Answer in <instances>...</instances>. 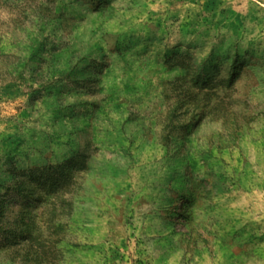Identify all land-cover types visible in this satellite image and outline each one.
<instances>
[{
	"label": "rangeland",
	"instance_id": "rangeland-1",
	"mask_svg": "<svg viewBox=\"0 0 264 264\" xmlns=\"http://www.w3.org/2000/svg\"><path fill=\"white\" fill-rule=\"evenodd\" d=\"M0 264H264V0H0Z\"/></svg>",
	"mask_w": 264,
	"mask_h": 264
},
{
	"label": "trees",
	"instance_id": "trees-1",
	"mask_svg": "<svg viewBox=\"0 0 264 264\" xmlns=\"http://www.w3.org/2000/svg\"><path fill=\"white\" fill-rule=\"evenodd\" d=\"M39 178V180H42V176H38V177H36V179H38ZM39 183H41L40 181H39ZM17 193V192H16ZM24 199H27V196L26 195H24V196H19V195H17V200H21V201H24ZM20 224H22V226H23V231L24 232H27L28 233V238H30L31 237V235H32V232L29 230V226L30 227H33V218L32 217H29L28 219H27V221H26V223H24V222H22V221H20ZM7 230V232L12 236V237H15V236H19V235H21L22 234V232H21V230L20 229H17V235H15V236H13L14 234L13 233H15V230L14 231H11L10 229H6ZM27 238V237H26ZM27 240V239H26Z\"/></svg>",
	"mask_w": 264,
	"mask_h": 264
}]
</instances>
